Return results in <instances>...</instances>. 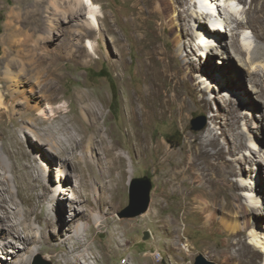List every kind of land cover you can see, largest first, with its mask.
Returning <instances> with one entry per match:
<instances>
[{
    "label": "rangeland",
    "instance_id": "rangeland-1",
    "mask_svg": "<svg viewBox=\"0 0 264 264\" xmlns=\"http://www.w3.org/2000/svg\"><path fill=\"white\" fill-rule=\"evenodd\" d=\"M48 1L0 0V62H4L6 50L10 48L7 42L10 34L7 30L8 26L21 31L19 37L22 41L27 36L38 39L41 45H48L50 51L62 42L70 43L68 48L59 49V53H56L63 59L59 60L61 65L54 73L55 81L53 83H56L59 94L53 105L46 103L42 97L45 94L40 93L39 89L35 91L36 97L42 100L40 106L46 108L49 115L54 114L55 116L52 120L47 121L44 116L35 113V116L42 123V125L35 127L29 122L24 123L21 120L19 113L22 112V105H14L15 112L19 113H16L15 118L17 120L13 122L6 120L5 114L1 112L0 156L7 161V164L11 163L10 155L15 150L14 134L17 133L24 143L25 151L29 153L32 148H36L35 145L40 146L44 148V152L49 156L50 163L53 162L48 164L49 167L52 165L53 169L45 168V165L43 168V157L41 155H39L40 157L37 156V162H34L35 157L33 154L32 156L30 154V159L26 157L23 161L24 164H28L32 168L35 175L41 173L42 168L47 171L44 181L36 182L30 191H25V195L34 202L37 214L49 217L54 221L56 220L55 216H57L58 221L56 220L57 223L51 229L55 237L62 234V238L54 243L56 244L57 253H60V256L64 254V251H62L63 240L70 236L67 228L80 225L91 248V252L87 254L90 264H194L196 257L199 255L205 256L216 264H246L250 258L254 260L253 264H264V252L258 251L253 245H250L253 241L255 242V239L252 237L253 233L251 228L248 227L249 223H247L244 216L239 217L235 213H224L221 204L213 208L210 202L204 201L207 208L215 212L217 218V223L213 226L215 231H211L206 227V214L202 210L204 203L202 204L203 201H195L193 198H195L196 193L191 194L190 192L192 184L199 185L196 174L202 178L203 171H197L194 176L195 179H191L188 173L182 177L177 176L178 167H180L178 162L182 153L190 145H195L202 139L209 141L214 136L218 144L227 150L226 158L231 164L229 169L231 168L232 171L228 184L238 186L237 193L242 197L244 206L249 208L264 207V104L262 102L264 100H258L257 95L251 91L252 83L250 82V73L257 70L261 75V83L264 88V63L262 62L264 54H262L263 58L260 59L259 65L254 66V70L253 67L251 70L250 66H247L246 69L242 68V71L238 72L237 69L234 70L228 66L225 71V75H231L232 77L236 75L237 78L242 80L243 88L250 100L240 93V88L237 90V87L219 84L223 81L222 77H224L221 71L213 70V76H211L205 71L202 73L203 70L199 72L195 69V78L192 81L195 89H191L188 84L184 86L185 91L192 97L190 100L191 111L185 114L184 121L173 115L154 123L150 129L149 147L144 154H140L135 143L129 140V127L126 126L122 117L124 116L127 95L124 93L118 74L111 64V62L117 63L119 61V52L116 45H114L113 36L105 33L100 44L97 45L98 52L107 54L108 59L100 60L97 56H93V61H90L91 58L87 57L88 63L84 64L78 60L80 59L78 56L83 51L80 45L76 42L64 40V34L65 32L68 34L67 28L70 24L63 22L55 25L58 29L52 34H49L48 30H46V33L40 31L43 23L46 27L45 22L48 20V16H51ZM164 1L168 4L169 17L172 15L175 18H177L179 12L185 15L197 13L195 10L202 7L196 3L197 0H184V3L180 5L175 3L174 0ZM216 1L222 3V18L229 23L226 27L227 32L223 33L226 34L225 40L229 42L234 33V36L237 35L238 40L243 39L246 40L247 44H251L248 52L236 57L243 60L241 63H248L251 57L254 56L257 46L262 49V52L264 51V26L260 21L264 0ZM138 2L140 1L96 0V3L102 7L103 13H105L99 16L102 19L106 16L115 29L114 36L121 38L126 43V79L133 91L142 84V79L136 75L140 54L137 46L132 43L130 27L132 26L131 19L133 16L139 15L142 10V5ZM175 8L177 11H175ZM115 19L117 23L114 22ZM169 20L170 18L167 19V22ZM195 21H197V18L194 19ZM194 22L187 21V27L193 30ZM219 22H221L220 18L218 22L213 21L212 24L215 25ZM179 24L180 22L176 21L169 27V40L162 45L163 49L173 52L177 49V43L181 41V48L177 53L180 59L192 60L193 64L198 66L201 62L206 63L208 60L201 57L199 41L195 36L180 38L177 31ZM61 28L65 30L62 31ZM233 29L234 31H232ZM48 34L50 38H47ZM97 35L96 32L92 39H95ZM189 45L192 46V52L194 50L193 55L189 53L188 50L190 49L186 48ZM201 46L204 48L203 44ZM212 49L214 52L218 51L214 47ZM39 53L46 54L42 51ZM219 53L210 55L211 58L208 63L224 67L223 65H217V62L224 56L223 53ZM229 53L237 56L233 50H230ZM73 56L78 58L74 60L72 59ZM49 57L51 59V55ZM236 63L239 64L240 62L236 60ZM193 64L187 63L188 70H191ZM48 66L46 64V67ZM0 76L3 77L1 74ZM27 76L29 77H27L28 80L35 81L36 71L29 69ZM226 81H230V79L228 78ZM6 90L5 83L0 82V92L6 94ZM86 92H94L97 95L103 94L107 100L104 108L101 103H98V108H103L106 116L110 119L111 126L120 134L119 139H122V148L115 151L118 157L119 155L122 156L119 157L120 172L122 173L120 175L112 170L113 160L99 144L100 139H97L93 144L86 143L83 148H78L68 142L66 132L65 135L58 134L54 137V134L50 131L52 128H60L62 122L68 119L76 124H69V129L73 135L77 136V141L81 140L78 132L79 126L86 128L89 126L92 130L90 123L82 117V111L76 102L77 95ZM222 99H226V101L222 102ZM257 103L262 104V107H256ZM32 104L36 103L32 102ZM3 107L1 109L5 110V106ZM253 107L255 110L252 109ZM52 109L54 112H51ZM237 110L248 116L247 119L241 122L239 129V132L244 136V141L246 140L247 146L239 154L233 155L229 153L234 144L231 135H234L237 131L233 126L234 118L231 112ZM25 115L32 117L27 113ZM57 116L59 120H54ZM196 117H204L206 120V126L201 131L191 129V121ZM79 120H84L86 123H77ZM101 126L100 131L103 135L106 126L102 121ZM40 133L47 140L51 135L52 141L56 145L67 148V151H65V148L51 147L47 144V141L40 138ZM37 142L38 144H36ZM41 142L45 145H40ZM108 143L110 144L109 141ZM251 151L255 153L253 154ZM253 155L256 158V164H259L257 160L263 162L262 165L260 164L262 169H258L255 163L249 162V158ZM132 165L134 167H131ZM65 172L68 177L63 176ZM123 174L124 178L122 177ZM8 176L12 179V194L15 200L21 203L17 183L12 174L8 173ZM206 176L208 185L213 180L219 181V184L223 182L221 176L217 178L216 172L206 171ZM135 178H148L152 181L150 207L141 216L120 218L118 214L129 206L130 183ZM106 186L109 190L106 189ZM59 188L67 189V191H64L66 195H60V201L58 202L53 194L59 191ZM208 191L211 193L210 189ZM72 197L75 200L71 199ZM257 201L260 202L257 203ZM60 204H64V210L62 211L59 209ZM88 209L93 211L96 220L101 223V227L95 225V223H89L87 217H84L83 212ZM260 211L264 210L260 209ZM34 217L32 216L33 220ZM61 219L64 221L61 222ZM220 226L226 229L233 226L245 228L241 237L247 244L246 251H241L240 254L238 246L228 247V233ZM35 227L37 231L41 229L40 224L36 222ZM233 242H236V240L234 239ZM3 243H0V247L3 246ZM34 249H37V246H34ZM19 251L22 250L16 251L10 248V252H4V254L13 260L26 261L28 259L29 264H35L37 261L40 264H53L51 255L48 252L41 251L30 258L29 255L27 256L24 252L20 253ZM2 252L0 248V254ZM18 252L20 254L24 253L23 257H17ZM3 262L7 261L3 259ZM9 262L13 261L10 259ZM0 264H2L1 259Z\"/></svg>",
    "mask_w": 264,
    "mask_h": 264
},
{
    "label": "bare ground",
    "instance_id": "bare-ground-1",
    "mask_svg": "<svg viewBox=\"0 0 264 264\" xmlns=\"http://www.w3.org/2000/svg\"><path fill=\"white\" fill-rule=\"evenodd\" d=\"M139 1L138 3H141L142 10L139 15L133 16L131 19L132 26H130L132 43L137 46L140 54L136 67V75L142 79V84L134 91L131 89L126 79V43L121 38L114 36L115 29L112 26V22H110L106 16L104 19L99 16L105 13H103L102 7L96 3V0H49L48 9L51 10V16H48V20L45 22L46 27H44L43 23V27H40V31L46 33V30H48L47 32L52 34V32L54 33L55 30L58 29L55 25L63 22L70 24L67 28L68 34H66V32L64 34V40L76 42V44L80 45L83 51L81 55L78 56L80 58L78 60L82 61L84 64L88 63L87 57L91 58L90 61H93V56H97L100 60L108 59L109 57L107 54L98 52L97 45L100 44L105 33L113 36L114 45H116L119 52V61L117 63L111 62V64L118 74V79L123 87L124 93L127 95L124 116H122L123 121L126 126L128 125L127 127H129V140L135 143L140 154H144L149 147L148 140L150 139V129L154 123L165 120L173 115L178 116L180 120L184 121L185 114L191 111L192 106L190 105V100L192 97L185 91L184 86L188 84L191 89H195V86L192 84L195 78V69L199 70V72L203 70L202 73L205 71L211 76H213V70L217 72L221 71L224 77H222L223 81L219 84H223V86L225 84L228 87L231 85V87H237V90L240 88V93L250 100L246 90L243 88L242 80L237 78L236 75H233L234 77L225 75V71L228 69V66L234 70L237 69L238 72L242 71V68L246 69L247 66H250V69L253 67L254 70V66L263 58L262 54H264V51L262 52V49L257 46L254 56L251 57L248 63H241L243 60L236 58L238 55H243L248 52L251 44H247L246 40L243 39L241 41L238 40L236 38L237 35L235 34L234 36V33L229 42L225 40L226 34L224 35L223 33L227 32L226 27L229 23L222 18V3L216 0H197L196 3L202 6L200 8L202 11L207 9L204 5L209 6L207 10L210 14L205 15V17H201L198 12L189 13L187 15L179 12L177 18L172 15L169 17L168 4L164 0ZM174 2L180 5L184 3V0H174ZM261 10L262 15L260 16V21H262L264 26V2ZM175 11H177L176 8ZM218 17L221 19V22L213 25V21L218 22ZM168 18H170V20L167 22ZM196 18L197 21L194 22ZM206 19L210 20L211 27L205 25ZM176 21L180 22L179 27H177L180 38H184V36H195L197 38L201 57L208 60L206 63L201 62L198 66L193 64L192 60L186 61L187 59L185 58L180 59L177 53L181 48V41L177 43V49L175 51L173 50V52L163 49L162 45L166 44L169 40V27ZM187 21L195 23L193 24V30L187 27ZM114 22L117 23V20L115 19ZM170 22L172 23L170 24ZM7 30L10 32L7 38L10 48L6 50L4 62H0V74L3 75L2 78L0 76V82L5 83L7 93L2 94L0 92V113L3 112L6 116V120L13 122L17 120L15 118L17 112H15L14 105H22V112H18L21 120L24 123L29 122V124L38 127V125H42V123L40 119L35 116V113L39 116H44L47 121L52 120L55 115H49L46 108L40 106L42 100L36 97L35 91L39 89L40 93L45 94V96L42 97L46 103L51 106L53 105L59 94L56 83H53V81H55L54 73L57 72L61 65L59 60L63 59L56 53H59V49L68 48L70 43L62 42V44L57 45L54 50L50 51L49 46L41 45L38 39L27 36L24 41H22L19 37L21 31L12 26H8ZM61 30L64 31L65 29L61 28ZM232 31H234V29ZM96 32L98 35L95 39H92ZM49 34L47 38H50ZM202 44L204 48L201 46ZM213 47L224 54L221 60L217 62V65H223L225 68L208 63L211 58L210 55L220 54L218 51L214 52L212 49ZM186 48L190 49L188 51L193 55L194 50L192 52V46L189 45L186 46ZM230 50H233L237 56L230 53L228 54ZM40 51L46 54L42 55L39 53ZM50 55L51 59L49 57ZM78 57L73 56L72 59L75 60V58ZM236 60L240 63H236ZM188 62H190L191 65L193 64L191 70H188L189 68L186 67ZM262 62L264 63V60ZM46 64L49 66L46 67ZM200 68L202 69L200 70ZM29 69L36 71L35 81L27 79ZM250 74V82L252 83L251 91L257 95L258 100H264V88L262 87L259 71L255 70ZM228 78L230 81H226ZM209 88L211 87L209 86ZM217 89L219 90L218 84ZM47 92L48 94H46ZM225 101L226 99H222V102ZM32 102L36 104H32ZM76 102L82 111V117L90 123L92 130H90L89 126L88 128L79 126L78 132L81 140L77 141V136L73 135L69 129V124H76L68 119L62 122L60 128L56 127V129H50L51 133L54 134L55 137L58 134L65 135L66 132L68 142L78 148H83L86 143L93 144L97 139H100L99 144L107 151L106 153L109 154L113 160L111 166L112 170L120 175L121 165L119 163V157L121 158L122 156L119 155L118 157L115 151L122 148V139H119L120 134L111 126L110 119L103 110L107 104V100L103 94L97 95L94 94V92H86L78 94ZM262 102L264 104V101ZM98 103H101L103 108H98ZM3 106H5V110H2L4 108ZM173 107L176 108L173 110ZM256 107H262V104L257 103ZM252 109L255 110L254 107ZM51 112H54V110L52 109ZM25 113L32 117H27ZM231 115L234 118V129L237 132L231 135L234 144L230 148L229 153L237 155L247 146L246 140L244 141V136L239 132V129L241 127V122L247 119L248 116L238 110L232 111ZM57 119L59 120L58 116L54 118V120ZM101 121L106 126L103 135L100 131V127H102ZM77 123L84 124L86 122L84 120H79ZM49 137L50 138L47 140L43 134L40 136V138L47 141V144L51 147L65 148L61 147V145H56L52 141L51 135H49ZM14 140L15 150L14 152L10 151L11 163L7 164V161L0 156V243L4 241L3 246L0 247L3 251L2 254H0L2 264H29L28 259L26 261L13 260L11 257L5 255L4 252H10V248L16 251L21 249L22 251L19 252H24L27 256L29 255L30 258L41 251L48 252L51 255L53 264H90L87 254L91 252V248L85 239L82 232L83 229L80 225L69 226L67 228L70 236L63 240L62 251H64V254L60 256V253H57L56 244L54 243L56 240L62 238V234L55 237L51 230L58 221L57 216H55L57 221H54L49 217L37 214L36 206L33 204L34 202L25 195V191H30L36 182L44 181V176L47 173L46 169H43L44 165L45 168L53 169L52 165L51 167L48 165L53 162L50 163V158H48L49 156L44 152V148L34 144L36 148H32V151L28 153L25 151L24 143L17 133L14 134ZM36 144H38V142ZM40 145L44 146L45 143L41 142ZM65 151H67V148H65ZM251 153L254 154L255 152L251 151ZM30 154L31 156L32 154L34 155V162H37V156L41 155V157H43V168L41 173L37 175L33 173L32 168L28 164H24L23 162L26 157L30 159ZM226 154L227 150L225 147L218 144L216 137L213 136L209 141L202 139L195 145H190L188 149L182 153L178 162L180 167H178L179 171L177 172V176L182 177L188 173L191 179H195L194 176L197 171H203L202 178L200 175L196 174L199 179V185L196 186L192 184L190 189L191 194L196 193L193 199H195V201H203L202 204L204 201H208L213 208L221 204V207L224 208V213H235L239 217L244 216L247 219V223H249L248 227L251 228V232L253 233L252 237L255 239V242L253 241L250 245H253L256 250L264 252V211H260V209L264 210V207L258 206V208L255 206L249 208L248 206H244L242 197L237 193L239 189L238 186L228 184L232 171L231 168L229 169L231 164L227 160ZM249 162L256 164L254 155L249 158ZM257 163H259L256 164L257 168L262 169L261 165L263 162L257 160ZM131 167L134 166L132 165ZM206 171L216 172L217 178L221 176L223 182L220 181L221 184H219V181L213 180L211 184L208 185ZM8 173L13 175L17 183L21 203H18L12 194V179L8 176ZM63 176L68 177V174L65 172ZM122 177L124 178V174ZM107 188L106 186V189ZM208 189H210L211 193ZM65 190L67 191V189L59 188V191L53 194L55 200L59 202L60 195H66V192H64ZM71 199L75 200L74 197ZM258 202L260 201H257V203ZM59 209L60 211L64 210V204H60ZM202 210L206 214V227L211 231H215L213 227L217 223L215 212L207 208L206 202L203 204ZM83 215L85 218L87 217L89 223H95V225L100 227L102 226L101 223L96 220L93 211L90 209L85 210ZM32 216H35L34 220ZM99 217H101V215H99ZM61 220V222L64 221L63 219ZM35 222L41 226L39 231L36 230ZM227 228L228 229L221 227V229L228 233V247L238 246L240 254L241 251L245 252L247 244L241 237L245 228L243 229L241 226ZM234 239L236 242H233ZM34 246H37V249H34ZM20 253L17 257H23L24 253ZM3 259L7 262H3ZM10 259L13 262H9ZM253 263L254 260H252V258L246 262V264Z\"/></svg>",
    "mask_w": 264,
    "mask_h": 264
},
{
    "label": "water",
    "instance_id": "water-1",
    "mask_svg": "<svg viewBox=\"0 0 264 264\" xmlns=\"http://www.w3.org/2000/svg\"><path fill=\"white\" fill-rule=\"evenodd\" d=\"M206 126L204 117H196L191 121L193 131H201ZM153 183L148 178H135L131 180L129 190V206L122 210L118 215L120 218H135L145 214L151 204V193ZM35 264H40L36 262ZM194 264H216L208 260L205 256L196 257Z\"/></svg>",
    "mask_w": 264,
    "mask_h": 264
},
{
    "label": "clouds",
    "instance_id": "clouds-1",
    "mask_svg": "<svg viewBox=\"0 0 264 264\" xmlns=\"http://www.w3.org/2000/svg\"><path fill=\"white\" fill-rule=\"evenodd\" d=\"M206 25V24H205ZM207 26V25H206Z\"/></svg>",
    "mask_w": 264,
    "mask_h": 264
}]
</instances>
